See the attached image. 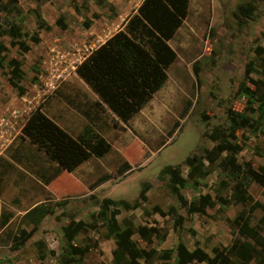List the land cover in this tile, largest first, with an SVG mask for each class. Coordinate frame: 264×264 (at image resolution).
Instances as JSON below:
<instances>
[{
	"label": "rangeland",
	"instance_id": "374dc122",
	"mask_svg": "<svg viewBox=\"0 0 264 264\" xmlns=\"http://www.w3.org/2000/svg\"><path fill=\"white\" fill-rule=\"evenodd\" d=\"M119 1L121 8L115 4ZM142 1L19 0V10L9 15L1 12V29L6 27L7 18L19 24L23 33L33 34L38 20H46L52 28L40 30L39 43L24 36L30 46L26 52L12 45L11 37H0L8 48L2 53L4 68L0 69V156L13 164L0 182V213L3 208L14 212L10 224L0 228V264H115L116 242L106 226L113 205L104 200L133 202L145 183L149 184L147 200L137 209H122L116 217L122 226L155 228L151 245L138 233L133 235L141 248L176 250L183 242L189 252L199 246L213 257L219 252V261L244 264L238 255L236 235L240 233L234 219L241 212H249L256 202L260 205L250 225L264 235V183L253 181L246 191L253 200L242 203L235 196L238 178L233 165L220 163L233 155L238 170L252 168L263 174L262 0H189L186 18L168 41L176 59L167 69L162 86L127 122L106 104L99 105L105 121L97 123L96 131L110 144L109 151L91 156L72 170L60 169L49 184L44 182L42 173L51 176L58 164L22 133L27 118L39 108L72 136L81 134L87 122L82 111L100 98L78 75L77 66L116 32L125 30L129 16L138 12ZM249 1L257 6L252 19L238 12L239 5ZM61 15L68 24L66 29L56 24ZM85 19L92 20L89 28L83 25ZM9 62H19L25 73L23 95L8 81ZM242 113L254 124L239 125L232 131L231 117ZM176 121L180 127L170 135ZM216 129L227 134L228 141L212 140L210 135ZM226 142L235 146L233 151L227 149ZM213 146L222 155L215 164L206 163L207 173L189 178V167L182 166L186 179L182 192L198 208L188 211L161 170L169 164H183L188 156ZM124 162L131 170L119 175ZM105 174L111 179L92 188ZM64 202L65 206L60 205ZM37 204L48 213L35 228L26 214ZM155 206L162 211L157 212ZM178 216L183 218L181 224L176 221ZM79 221L88 227L73 244L87 252L72 259L63 252L64 228ZM22 229L32 231V235L22 248L13 249L14 242L7 234L19 236ZM240 236L257 250L246 264H264L260 245L246 235ZM188 256L189 264H207ZM176 258L175 252L168 260L157 257L146 264H177Z\"/></svg>",
	"mask_w": 264,
	"mask_h": 264
},
{
	"label": "trees",
	"instance_id": "16d2710c",
	"mask_svg": "<svg viewBox=\"0 0 264 264\" xmlns=\"http://www.w3.org/2000/svg\"><path fill=\"white\" fill-rule=\"evenodd\" d=\"M103 1L98 0V3ZM18 2L19 0H0V18L1 12L9 15L13 10H19ZM188 7L189 0H143L138 12L129 16L125 30L116 32L77 66L78 75L100 98L93 106L89 105L83 111L80 109L87 122L85 123V129L77 137L72 136L41 109L36 108L32 111L22 128V133L58 164L56 172L51 176L46 177V174L42 173L46 184H49L59 174L60 169L72 170L91 156H102L109 151L110 144L104 136L96 131L97 123L105 121L98 109L102 104H106L121 120L127 122L136 111L140 110L151 95L162 86L167 78V69L176 59V53L168 41L174 36L176 30L186 18ZM75 8L77 11L80 9L77 4ZM256 10L257 6L253 1L241 4L238 7L240 14L251 19ZM94 17L98 16L95 15ZM56 24L62 29L68 28L63 15L57 19ZM91 24V19H85L83 22V25L87 28ZM51 28V24L46 20H38L37 30L33 34L23 33L19 24L7 18L6 27L4 29L0 28V37L5 35L11 37V44L18 45L21 51L26 52L30 49V46L23 39L24 36H29L32 42L39 43L41 41L40 30L50 31ZM7 49L6 44L0 40V69L4 68L2 53ZM9 64L11 69L7 74L8 81L18 90L20 95H23L25 88L21 85V82L25 73L21 68V64L19 62H9ZM186 112L187 110L183 112L182 116H185ZM247 124H254V120L250 119L245 113L236 114L231 117L230 129L235 131L239 125L245 126ZM178 127H180V122L176 121L170 131V135ZM210 138L214 141H228L227 134L219 132L218 129L210 135ZM226 147L230 151L235 148L229 142H226ZM221 155V150L217 146L203 148L201 154L193 153L184 160L183 164H169L162 168L161 175L169 179L171 190L182 206L187 207L188 211L193 212L198 208L196 204L189 202L182 192L186 185L182 166L187 165L189 167L188 177L193 178L207 173L208 165L215 164ZM220 163L225 166L231 164L234 170L236 169V171L233 170L234 173H237V175H233L238 178L235 185L236 198L242 203L252 201L253 197L246 192L247 188L250 187L253 181L264 183V166H262L263 174H258L252 168L238 170L240 167L236 166L235 156L233 155L223 158ZM7 167H13V164L5 162L4 157L0 156V182ZM129 170H131V165L128 162H124L118 173L123 175ZM111 177L110 174L99 177L91 185L92 188L100 186L111 179ZM148 190L149 184L145 183L139 197L133 202L111 198L104 200L108 203L107 205H113L111 216H106V226L108 227L109 235L116 242V249L114 250L115 264H146L157 257L168 260L175 252L177 253V264H189L188 255L198 262L228 264V262L219 261L217 255L219 252L213 257L199 246L189 252L188 247L183 242L178 244L176 250L173 248L164 249L161 252L155 247H150L149 249L139 247L133 239V235L138 233L141 238L151 245L154 243L155 228H149L146 225L134 228L132 224L122 226L116 217L122 209L139 208L147 200ZM60 205L65 206V202ZM107 205L103 206V208L106 209ZM259 205V202H256L251 206L249 212L239 213L235 217L234 223L240 235H246L254 239L256 244L260 245L264 251V235L250 225L253 212ZM155 210L157 212L162 211L159 206H155ZM46 213H48V209L41 204H37L29 210L26 218L37 228L41 218ZM103 214L106 215L105 211H103ZM13 217V211L3 208L0 213V228H6ZM182 219V216H178L176 221L181 224ZM87 227L88 224L84 221H79L71 228H64L66 244L63 247V252L65 255L70 256L72 259L73 257L77 259L76 257L83 256L87 252L86 248L73 244L74 238ZM31 235L32 231L28 232L26 229H22L19 236L11 232L7 234V237L14 242L13 249H20ZM240 235H236V243H240L238 255L244 258V264H246L257 250L252 243L242 241ZM163 264H168V262Z\"/></svg>",
	"mask_w": 264,
	"mask_h": 264
},
{
	"label": "crops",
	"instance_id": "0c3cea01",
	"mask_svg": "<svg viewBox=\"0 0 264 264\" xmlns=\"http://www.w3.org/2000/svg\"><path fill=\"white\" fill-rule=\"evenodd\" d=\"M116 5H119V8H121V2L119 1V3H115ZM123 6V5H122ZM124 7V6H123Z\"/></svg>",
	"mask_w": 264,
	"mask_h": 264
}]
</instances>
